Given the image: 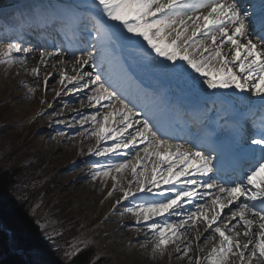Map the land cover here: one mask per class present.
<instances>
[{"label": "snow or ice", "instance_id": "snow-or-ice-1", "mask_svg": "<svg viewBox=\"0 0 264 264\" xmlns=\"http://www.w3.org/2000/svg\"><path fill=\"white\" fill-rule=\"evenodd\" d=\"M34 28H52L80 42L81 46L71 49L74 75L63 70L66 61L62 57L68 53L57 50H40L39 63L30 73L39 78L41 65L47 68L55 57L64 88L72 85L69 92L90 90L87 105L97 112L80 123L83 128L91 122L94 154L124 156V150H133L130 160L95 164L93 181L106 184L112 180L107 195L121 193L116 205L138 194L159 197L133 202L125 209L135 225H143L151 234L141 247L151 243L152 254L163 255L174 246L177 258L185 264H264V0L250 8L242 7L239 0H87L70 6L38 5L29 16L20 18L14 42L0 43V65L19 63L26 67V58L34 49L24 47L22 41L24 32ZM116 36L129 42L133 38L142 41L155 55L153 63L182 77L193 88L203 85L213 94L234 90L258 99V123L254 120L251 128L239 121L232 123L243 141V166L234 178L216 175L219 170L204 144L175 143L162 134L95 70L94 49L114 43ZM140 50L149 56L143 46ZM57 63L51 67L56 68ZM85 66L94 71L85 72ZM49 78L43 77L45 89ZM34 91L28 88L29 94ZM60 94L56 92V96ZM229 123L225 118V124ZM92 154L90 148L88 155ZM128 177L125 187L122 178ZM212 190L210 200L195 202ZM185 204L195 210L185 213ZM169 216L181 219L170 222ZM201 240L204 244L215 241L206 254ZM82 243L87 245L88 241Z\"/></svg>", "mask_w": 264, "mask_h": 264}, {"label": "rangeland", "instance_id": "rangeland-1", "mask_svg": "<svg viewBox=\"0 0 264 264\" xmlns=\"http://www.w3.org/2000/svg\"><path fill=\"white\" fill-rule=\"evenodd\" d=\"M79 1L80 3L83 1L87 2V0ZM38 5H46V0H18L17 2L13 1L12 3L1 8L0 23H2L1 25H3V28L0 30V42H14V31L18 27L20 18L29 16L32 10ZM26 6L31 9H25L24 15L23 9ZM5 12H11L14 14L13 16H10L8 18V16L5 15ZM26 42H29L31 46L28 47H32L33 49L36 48L39 50L47 51L60 50L58 48L55 49L53 43H51V45L44 44L40 39H37L36 41L27 40ZM70 43L72 45H76L73 40H71ZM22 44L24 47H27L26 45H24V43ZM64 48L66 47H63L61 49ZM94 51L96 52L98 60L101 53L99 47L97 46ZM17 65L20 64L17 63L12 66L0 65V69L5 68V72L7 73L8 77L12 78L15 77L13 67H16ZM48 68L50 69H47V71H45V74H49L48 70H51L50 64ZM100 69V66H98L95 70L100 71ZM83 70L85 72L94 71V69L90 66L84 67ZM68 74L70 75V73ZM3 78L4 76L0 78V103L6 104L12 110L13 115H11L13 117V125L15 127H17L18 125L31 126L28 127V130L31 131L30 139L31 137L34 138L33 142L35 145H32L30 149L28 147L29 150L26 149L25 154H21L22 166L35 167L31 170V173H35V175L37 176H42L43 178H45L44 181L50 180L51 177H53V179L57 181L56 184L51 185V188H53L52 190L57 189V191L52 196H56L58 199L56 198V201L52 200L48 203L45 202L46 205L44 206V199L48 195L47 189L44 198L43 196H41L36 199L33 202L31 208V215H33L36 211L40 212L41 214H39L38 216L35 215V218L37 221V227L44 234L45 240L53 245H56L58 239L62 236V231L58 228V221L55 217V213L59 212L57 211V209H60V211L66 209L65 211L67 213H71L78 219V221H80L82 229L78 237H72L71 239L65 242L66 244L63 243L54 246L56 248L59 247L62 250L66 251L67 255H72V253H76V249H80L79 251H81L84 248L89 249L96 245L97 247L95 249L97 250V256L99 257L98 260H106L109 257V264H167L168 261H170L171 259L169 247L163 255H161L159 252L153 255L151 243H148L146 247H141L142 242H139V236L141 234H138L139 236H133V233H131L134 227L140 228L141 231H143L142 233L146 234L147 237H149L151 234L147 232V229L143 225L136 226L134 223L128 221L126 211H124V207L115 206V202L117 199L113 202L111 201L110 204H112H109L110 206H105L103 203L105 199H102V197L95 194L94 185L97 180L93 181L91 177V187H87L84 189H74L72 187V181L70 177L74 173V168L79 165V162H74L72 165L68 164L70 166L67 167V164H59L54 160L52 152H49L47 148H44V140L46 137L44 133L46 132H41V122L38 118V114L30 118L24 116L23 104L19 101H16V99L18 98L13 97L11 95L10 90H8L7 88L6 82L2 80ZM58 79L59 78L50 81L49 78L48 84L55 85ZM26 89V87L21 86L19 87L18 91L25 92L26 94ZM13 110L15 111L16 115L14 114ZM100 111L103 114L104 109L101 108ZM16 116H18L22 121ZM72 131V128H68L65 130V133L67 132L70 134ZM48 132L52 135H56L59 137L62 136L61 133H64L61 131L60 125L57 124L51 125L49 127ZM68 137H70V135H68ZM49 141L53 140L48 139L47 142ZM140 147H143V145H141ZM4 155L5 154L3 152L0 153V159L4 157ZM132 155L133 150L125 154L123 160L131 159ZM141 156H143V154H141ZM81 162L86 163V167L89 169V172L92 176L95 171V164L107 165L118 163L120 161L116 159V156L93 155L90 157H86V160H82ZM35 165H41V167L36 168ZM44 181L34 182L33 184H31V188L43 186ZM198 191L201 193L206 192L205 189H198ZM92 195H95V197H93ZM141 197L143 199H140L139 202H141L142 200L159 199V197H153L150 194H145V197ZM210 199L211 198L208 197V195H205L204 199H197L195 202L204 203L205 200ZM190 210H195L193 205L188 206L186 208L184 207L182 209V211H185V213ZM233 210H235V208H233ZM224 212L228 213V209H225ZM161 220H163V218H161ZM82 241H88L87 245H84ZM214 243L215 241H210L208 244H206L207 249L204 250L205 254L207 253V251L210 250ZM200 244L202 247L203 240H201Z\"/></svg>", "mask_w": 264, "mask_h": 264}, {"label": "bare ground", "instance_id": "bare-ground-1", "mask_svg": "<svg viewBox=\"0 0 264 264\" xmlns=\"http://www.w3.org/2000/svg\"><path fill=\"white\" fill-rule=\"evenodd\" d=\"M25 9H31V8L26 6L23 9L24 15H25ZM6 13H8L9 15ZM10 13L11 12H5V15L8 16L9 18L10 16H13L14 14V13H11V14ZM43 35L44 33L40 31V32L34 33L32 36L33 38H38ZM27 40L29 41L28 37L26 38V40L23 39L22 43H24V45H26L27 47L31 46L29 42H26ZM117 41L122 42L123 40L119 38L117 39ZM111 46L112 44L107 45V49H106V46L100 45L99 49L104 54H106V50H107L108 56L115 57L113 56L111 51L108 50L111 48ZM71 49L72 47L69 46L68 49L66 48V50L60 49L57 51H63V52L68 53V55L62 57V59L66 61V64L63 66V70L70 73V75H74L75 73L72 72L74 61L71 55ZM39 51H40L39 49L35 48L34 51L28 55V57L26 58V67L25 65H22V64L17 65L16 67H13L14 72H15L14 73L15 77L9 78L7 73L5 72L6 69L2 68L0 69V78L4 76L2 80L6 82L7 88L8 90H10L11 95L13 97L18 98L16 99V101H19L23 104V112H24L25 117L30 118L38 114V118L41 122V132L42 131L46 132L44 133L46 136L44 140V148H47L49 152H52V156L54 160L59 164H67V167L70 166L68 164L72 165L74 162H79V165L74 168V173L70 177L72 181V187L74 189H82V188L84 189L87 187H91L90 183L92 181L91 180L92 176L89 172V169L86 167V163L81 162V161L86 160V157L95 155L94 152H95L96 141H95V138L89 135V131L92 127L90 124L91 122L89 121V122L84 123L83 128L81 127L80 122L84 120L85 117H90L91 115H94L93 113H95V111L97 112V108H89L87 105L86 95L90 93V90L88 88H85L81 92H69L68 89H71L73 86L68 85V88H64L63 85L59 83V79H58L55 85L48 84L47 89H45L42 83L43 77L45 75H48L50 77V81H52L53 79H57L59 78L60 71L62 69L59 63H57L56 58L53 57L49 61V64L51 66L52 63H57L56 68L51 67V70H48L49 74H45V71H47V69H50V68L48 67L44 68L41 65L40 77L37 78V77L32 76L30 73V70L34 66H37L39 63ZM102 55L103 54H100V56ZM106 60H108V57H106ZM107 67H108V70H110V72L113 74V79H112L113 81H117V83L119 82L127 83V85L131 83V79L124 72L125 69L120 67L121 72L116 75L115 65H111L108 62ZM139 69L141 68L139 67ZM168 74L171 75L173 79L175 78V76H173L169 72H164V73L161 72V75L167 76ZM87 79L88 77H85V80ZM81 83H84V81H82ZM24 84H27L28 88L34 89L35 90L34 93L29 94L28 88L26 89V94L25 92L18 91L19 87L23 86ZM196 88L199 91L195 90V92L193 93V96L202 97V96H207L211 94V92L207 90L203 85H200ZM161 90H163V87H161ZM56 92H60L61 93L60 96H56ZM217 92H219L222 97L224 96V98H229L228 96L233 95L230 93H235L234 90H229L227 92H224L222 90H217ZM236 95L238 98H239V95H241L240 100L243 102H246L245 100L246 98L247 100H250L253 103H256V102L259 103L256 97L249 96L247 93L240 94L237 92ZM132 96H135V94H132ZM81 100L84 101L83 104L80 103ZM41 101H45V103H41ZM48 104H51L52 107H48ZM183 104H187V100ZM9 110L11 114L13 115L10 107H9ZM153 112L158 117H162V113L160 111L159 106H155V108L153 109ZM41 113H43V115H40ZM14 114H15V111H14ZM137 119H139V117H137ZM202 121H204V118L202 119ZM54 124L60 125L61 131L64 132L63 133L64 135L59 137L56 135H52L48 132L49 127ZM192 124L194 125V123ZM196 125H198L197 130L199 132L205 131L203 128L202 122H200V120L196 123ZM21 127L26 129L31 126L21 125ZM160 127L162 128L161 129L162 132H164V133L161 132L162 134L170 133V130H167L164 124H162ZM68 128L73 129V131L70 134L67 132L65 133V130ZM129 131H131V129ZM81 133H83V135H81ZM68 135H70V137H68ZM48 139H52L53 141L47 142ZM33 140L34 138L31 137L32 145L34 146L35 144ZM108 143L111 144L112 142L109 141ZM242 143L243 141L241 140L240 145H242ZM90 148L93 149L92 155H88V150ZM131 151L132 149L124 150L125 154ZM124 157L125 156H116V159L118 161H122ZM122 179L124 182V186L127 187V180L130 179V177L122 178ZM94 186H95V194L102 197V199H105L103 202L105 206H110L112 204V203L110 204L111 201L113 202L114 200L119 199L121 196L120 192H116L112 197H108L107 193L109 190H111V187H112V180L110 178L107 180L106 184L101 183L100 180H97ZM207 191L208 190H206V192ZM214 191L215 190H213V192L210 195H212ZM141 196L145 197V194L138 195L136 198H130L128 201H123V203L119 205L115 204V206L124 207V211H125L126 207L133 206V202H139L140 199H143ZM93 197H95V195ZM188 206H191V204L189 205L186 204L184 207L186 208ZM232 207L235 208L234 206ZM126 216L129 222L135 224L134 218L127 211H126ZM167 218L170 222H179V220L181 219V217L179 216H169ZM142 232L143 231H141V229L138 227H134V229L131 231V233H133L132 234L133 236H139L138 234H141L139 236V242L140 243L142 242L143 244L148 237L146 236V234ZM202 247L204 248V250L207 249V245L204 243ZM169 251H170L171 259L170 261H168L167 264H185L184 260L177 258V254L175 253L174 246H169Z\"/></svg>", "mask_w": 264, "mask_h": 264}, {"label": "trees", "instance_id": "trees-1", "mask_svg": "<svg viewBox=\"0 0 264 264\" xmlns=\"http://www.w3.org/2000/svg\"><path fill=\"white\" fill-rule=\"evenodd\" d=\"M10 1L0 0V8ZM13 124L9 106L0 103V153L5 154L0 159V264H92L97 256L96 245L72 255L54 247L78 237L82 230L80 221L66 209L56 208L59 212L55 217L62 231L56 245L46 241L38 229L35 215L40 212L31 215L32 204L39 197L44 198L47 189L44 206L45 202L56 201L57 197L52 195L57 189L52 190L51 185L57 181L53 177L44 181L42 176L31 173L35 167L22 166L21 154L32 146L31 131ZM36 181H44L43 186L31 188ZM109 259L96 260L95 264H109Z\"/></svg>", "mask_w": 264, "mask_h": 264}]
</instances>
